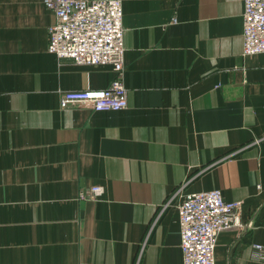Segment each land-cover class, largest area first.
I'll list each match as a JSON object with an SVG mask.
<instances>
[{
	"label": "crops",
	"instance_id": "crops-1",
	"mask_svg": "<svg viewBox=\"0 0 264 264\" xmlns=\"http://www.w3.org/2000/svg\"><path fill=\"white\" fill-rule=\"evenodd\" d=\"M245 0H123L118 111L61 106L111 64L49 52L43 0H0V264H183L181 190L242 201L217 264H264V53L243 55ZM101 185L97 201L80 199Z\"/></svg>",
	"mask_w": 264,
	"mask_h": 264
},
{
	"label": "built area",
	"instance_id": "built-area-1",
	"mask_svg": "<svg viewBox=\"0 0 264 264\" xmlns=\"http://www.w3.org/2000/svg\"><path fill=\"white\" fill-rule=\"evenodd\" d=\"M54 12L49 28V52L83 65L111 64L115 76L107 88L68 90L61 94L63 108L76 106L95 111H118L128 107L124 83L125 28L123 0H43ZM243 55L264 53V0L244 2ZM105 192L101 185L84 187L80 199L97 201ZM178 198L176 208L181 230L183 264H217L215 248L221 232L235 227L249 228L242 222V201L225 200L219 188L182 194L177 190L169 203ZM253 259L264 263V244H253Z\"/></svg>",
	"mask_w": 264,
	"mask_h": 264
}]
</instances>
